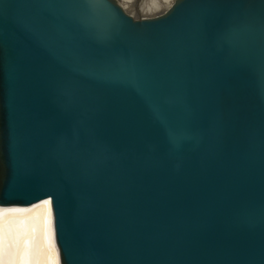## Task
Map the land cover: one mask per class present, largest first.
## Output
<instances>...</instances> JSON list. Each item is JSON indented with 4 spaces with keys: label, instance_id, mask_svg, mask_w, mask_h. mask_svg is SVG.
Returning <instances> with one entry per match:
<instances>
[{
    "label": "water",
    "instance_id": "water-1",
    "mask_svg": "<svg viewBox=\"0 0 264 264\" xmlns=\"http://www.w3.org/2000/svg\"><path fill=\"white\" fill-rule=\"evenodd\" d=\"M46 198L61 264H264V0H0V205Z\"/></svg>",
    "mask_w": 264,
    "mask_h": 264
},
{
    "label": "bare ground",
    "instance_id": "bare-ground-1",
    "mask_svg": "<svg viewBox=\"0 0 264 264\" xmlns=\"http://www.w3.org/2000/svg\"><path fill=\"white\" fill-rule=\"evenodd\" d=\"M172 1L173 0H121L126 8H133L147 15L155 14L165 9ZM46 201L48 203H46ZM7 228L8 230L10 228L11 234H9V231L7 234ZM47 234L50 236L51 246ZM34 241L39 243L38 248H40L42 252L44 264H61L60 253L55 240L51 199L46 198L28 206L0 205V264H3L4 260L7 259L5 254L8 248L12 251L17 250L18 255H16V257L20 255L21 261L17 264H34L29 254V251L36 243H34ZM33 250H35L34 247ZM14 253L16 252L14 251ZM13 254L11 252V255ZM33 254L35 255L34 252ZM35 259L37 262V258H34V260ZM14 260H16L14 262H17V259L14 258Z\"/></svg>",
    "mask_w": 264,
    "mask_h": 264
},
{
    "label": "rangeland",
    "instance_id": "rangeland-1",
    "mask_svg": "<svg viewBox=\"0 0 264 264\" xmlns=\"http://www.w3.org/2000/svg\"><path fill=\"white\" fill-rule=\"evenodd\" d=\"M162 1H163V0H162ZM8 231L10 232L9 234H11L10 228H9V230H8V228H7V231H6L7 234H8ZM47 237H48V241H49V244H50V236H48V234H47ZM35 242H36V241H34V243H35ZM36 244H37V246H36ZM38 245H39V243L36 242V243L33 245V247H34L35 250H33V247H32V249H31L32 251L30 250V251H29V254H30V257L32 258V261H33L34 264H42V263L44 264V262H43V258H42V252L40 251V248H38ZM35 246H36V247H35ZM50 246H51V244H50ZM14 249H16V248H14ZM14 249H13V250H14ZM36 249H37V250H36ZM8 250H9V248H8ZM8 250H7V252H6L7 255L5 254V257H6L7 259L5 258L6 260H4L3 264H12V261H13V264H17V263H19V262L21 261V260H20L21 257H20V255H19L18 257H16V255H18V254H17V250H14L16 253H14V251H12L11 249H10L11 251H10V250L8 251ZM11 252H12V254H13V253H14V254L11 255ZM33 252L35 253L36 256L33 254ZM37 252H38V253H37ZM40 252H41V253H40ZM9 253H10V255H9ZM33 257H34V258H37V262H36V259L34 260ZM39 257H40V259H39ZM9 258H10V259H9ZM14 258L17 259V262H14V261H16V260H14ZM18 258H19V259H18ZM12 259H13V260H12ZM38 259H39V260H38ZM7 260H8V261H7ZM10 260H11V261H10ZM5 261H7V262H5ZM9 261H10V262H9ZM38 262H42V263H38Z\"/></svg>",
    "mask_w": 264,
    "mask_h": 264
},
{
    "label": "snow or ice",
    "instance_id": "snow-or-ice-1",
    "mask_svg": "<svg viewBox=\"0 0 264 264\" xmlns=\"http://www.w3.org/2000/svg\"><path fill=\"white\" fill-rule=\"evenodd\" d=\"M46 203H48V202L46 201Z\"/></svg>",
    "mask_w": 264,
    "mask_h": 264
}]
</instances>
